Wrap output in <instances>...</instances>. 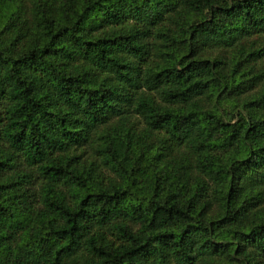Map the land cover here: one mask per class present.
Returning a JSON list of instances; mask_svg holds the SVG:
<instances>
[{
  "label": "trees",
  "instance_id": "trees-1",
  "mask_svg": "<svg viewBox=\"0 0 264 264\" xmlns=\"http://www.w3.org/2000/svg\"><path fill=\"white\" fill-rule=\"evenodd\" d=\"M0 264H264V0H0Z\"/></svg>",
  "mask_w": 264,
  "mask_h": 264
}]
</instances>
